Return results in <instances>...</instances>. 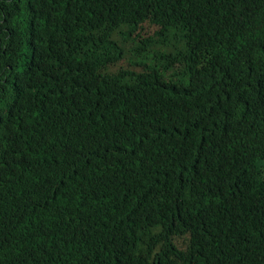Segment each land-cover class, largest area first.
Segmentation results:
<instances>
[{
    "label": "trees",
    "instance_id": "16d2710c",
    "mask_svg": "<svg viewBox=\"0 0 264 264\" xmlns=\"http://www.w3.org/2000/svg\"><path fill=\"white\" fill-rule=\"evenodd\" d=\"M263 15L0 0V264H264Z\"/></svg>",
    "mask_w": 264,
    "mask_h": 264
},
{
    "label": "rangeland",
    "instance_id": "374dc122",
    "mask_svg": "<svg viewBox=\"0 0 264 264\" xmlns=\"http://www.w3.org/2000/svg\"><path fill=\"white\" fill-rule=\"evenodd\" d=\"M151 32H152V28L144 24L140 32V37L130 38V41L126 43L127 44L126 47L128 48V55L123 60L118 62L119 63L118 66H127V64L129 66V64L133 62L134 58H133V53L131 52L134 48H137L136 45H139V43L142 44L141 40H148L147 45L148 47L154 50L155 56L164 54L168 51V49L164 46V43L161 40L159 41L155 38L147 37L151 34ZM157 62L158 61L155 57L147 60V64L149 66L155 65Z\"/></svg>",
    "mask_w": 264,
    "mask_h": 264
},
{
    "label": "clouds",
    "instance_id": "9594fccd",
    "mask_svg": "<svg viewBox=\"0 0 264 264\" xmlns=\"http://www.w3.org/2000/svg\"><path fill=\"white\" fill-rule=\"evenodd\" d=\"M263 17H264V15H263ZM260 22H261V24L264 22V18L263 19H260ZM167 48V47H166ZM168 49V48H167ZM170 54V50L168 49V51L166 52V53H164V54H160L159 55V58H156L157 59V63L155 64V65H153V66H151V67H161V66H164V65H166V63L168 62V60L166 59V57L168 56ZM170 69V68H169ZM167 69H164V71H166ZM163 71V72H164ZM169 72V70L167 71V72H165V73H168ZM166 77H168V76H166Z\"/></svg>",
    "mask_w": 264,
    "mask_h": 264
}]
</instances>
